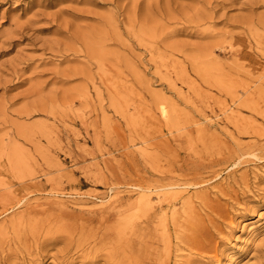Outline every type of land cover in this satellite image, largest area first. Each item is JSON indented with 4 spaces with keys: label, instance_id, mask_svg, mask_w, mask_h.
I'll list each match as a JSON object with an SVG mask.
<instances>
[{
    "label": "rangeland",
    "instance_id": "374dc122",
    "mask_svg": "<svg viewBox=\"0 0 264 264\" xmlns=\"http://www.w3.org/2000/svg\"><path fill=\"white\" fill-rule=\"evenodd\" d=\"M199 194L223 217L188 259ZM118 220L164 225L171 264H264V0H0V264L73 261L36 223Z\"/></svg>",
    "mask_w": 264,
    "mask_h": 264
},
{
    "label": "bare ground",
    "instance_id": "6f19581e",
    "mask_svg": "<svg viewBox=\"0 0 264 264\" xmlns=\"http://www.w3.org/2000/svg\"><path fill=\"white\" fill-rule=\"evenodd\" d=\"M163 117H167L168 113L166 109H162ZM203 124L202 122L196 123V125ZM199 184V183H198ZM197 184V185H198ZM115 188H111L113 192ZM139 191L146 192V189L139 187ZM224 191L222 190L221 193ZM198 199H201L202 203L195 205L193 200L189 198V206L191 208L190 214L193 215L191 219H185L177 217L174 223L180 224L183 221H193L199 226H202L200 230H188L178 234V238L181 243L187 247L188 259L193 258L194 254L202 255L204 258H213L216 256L215 251L212 249L213 233L212 228L218 226L216 217H223V214L219 213V208L215 207L216 201L210 199V194H199ZM139 207L134 208L131 218H139L147 216L151 218L156 207L151 197H141L136 203ZM101 210H115L117 209V200L102 201V204L98 206ZM205 211L203 214L202 211ZM143 214V215H142ZM215 215V218L213 217ZM133 227L126 224V222L116 221L113 224L105 226L101 224L99 228L106 227L112 228L106 230L103 233H99L100 229L91 231L94 229V225L91 222H65V223H52V224H40L36 223V229L48 228V234L43 239L38 234L34 236L36 242L45 246L47 243H60L66 242L70 252L66 257H73V261L69 264H73L75 257H82L84 260L91 259L92 261L99 260L101 257H105L106 264H130L131 256L135 264H139L141 260L146 258H154L159 264H171L172 261V245L170 244V235L168 229L164 225L159 229L148 231L142 225H139L134 220ZM160 230V231H157ZM260 230V232H258ZM258 232V233H257ZM264 232V226L252 229L251 238L256 239ZM153 235L158 238L152 247L148 243V237ZM41 237V240L39 239ZM185 249L182 247L178 252L182 253ZM75 253V254H74ZM31 254V252H29ZM72 254H74L72 256ZM155 256V257H154ZM180 257V256H179ZM176 260L175 264H184L183 258ZM185 258V260H188ZM186 264H190L188 261Z\"/></svg>",
    "mask_w": 264,
    "mask_h": 264
}]
</instances>
